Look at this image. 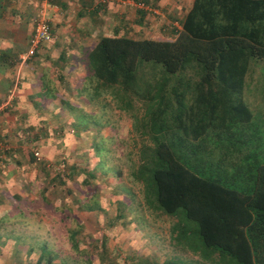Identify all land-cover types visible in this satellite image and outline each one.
Returning a JSON list of instances; mask_svg holds the SVG:
<instances>
[{"label":"trees","instance_id":"trees-1","mask_svg":"<svg viewBox=\"0 0 264 264\" xmlns=\"http://www.w3.org/2000/svg\"><path fill=\"white\" fill-rule=\"evenodd\" d=\"M261 6L264 0H196L180 28L143 37L102 33L84 60L93 95L114 92L119 109L134 98L152 101L138 102L141 142L130 170L141 203L170 219L176 246L223 264H264V161L245 145L253 135L251 112L240 97L248 59L264 55V43L245 35L264 31ZM138 62L159 71L154 82L144 79L143 91ZM192 64L202 71L195 89L172 103L165 94L175 89L160 90L165 74ZM190 236L201 244L190 245ZM175 258L161 264H192Z\"/></svg>","mask_w":264,"mask_h":264},{"label":"rangeland","instance_id":"rangeland-1","mask_svg":"<svg viewBox=\"0 0 264 264\" xmlns=\"http://www.w3.org/2000/svg\"><path fill=\"white\" fill-rule=\"evenodd\" d=\"M158 1L160 0H144L141 4L150 7L148 15L155 20L159 14L151 10H165V7L163 9L157 4ZM172 1L182 5V10L187 8V3L182 4L181 0ZM261 8L264 7L261 6L257 11H262ZM182 16L183 14L177 13L171 17V21L179 22ZM105 20L103 24H106L104 22L107 19ZM114 20L110 17V21ZM116 22L128 25L126 21ZM131 23L142 25L143 28L136 31L126 27L125 33H128V29L132 32L130 35L135 37L151 35L146 23ZM167 24L169 23H162L163 28H159V33L171 31ZM112 31L109 28L102 33ZM245 35L264 43L263 30ZM139 62L138 91H143L144 79L154 82L159 71L141 69ZM200 73L202 71L195 64L167 73L160 90L173 87V94L165 95H169L170 101L175 103L176 94L189 93L195 88ZM91 91L88 88L80 93L84 98H79L82 102L73 111L63 106L59 109L38 110L41 121L46 124L36 125L35 128H39L41 132L43 128L46 129L43 136L53 138L46 142L43 152H32L38 168L35 177H32L33 173H29L30 178L28 177V164L20 158L19 162L26 170L22 169L18 173L23 178L20 182L24 185L20 189L19 200L11 199L7 192L0 189V264H48L47 258L49 264H156L165 256L192 264H223L213 259L215 255H208L210 257L207 258L213 261L210 262L206 257L188 250L185 245L184 248L181 245L173 246L174 240L166 236L167 216L160 215V222L154 214L142 208L140 186L132 179L130 170L136 164L134 160L141 142L138 135L142 126L138 119L141 112L138 102L152 103L151 99L134 98L131 107L119 109L116 105L122 102L114 96V92L107 91L95 96ZM241 92L244 103L251 112L250 127L253 134L250 143L245 142V145H251L259 159L264 161V55L248 59ZM43 95L45 97V93ZM68 96L73 97L69 93ZM167 105L172 107V104ZM10 109H13L11 105L5 111L11 114ZM67 119H71L70 123ZM19 129L26 131L25 127ZM101 136L108 137V141L104 143ZM49 145L51 146L48 147ZM95 145L97 152L82 151L83 147ZM52 148L53 152L56 148L60 150L54 153L57 154L56 157L48 156L52 154L48 152ZM107 152L110 153V158ZM78 155L81 157L77 158ZM3 160L4 166L8 164V159ZM114 168H118L116 173ZM85 170H90L92 176ZM56 173L63 178V184L58 183ZM3 177V173H0V180ZM16 181L15 179V183H19ZM28 183L32 190L27 192ZM117 207L122 214L119 211V216L114 217ZM153 230H160L163 237L150 235L149 241L147 235ZM71 232L74 233L72 237ZM192 242L195 245L201 244L199 239L190 236L189 244ZM151 245L155 251L152 248L148 249V253L144 251Z\"/></svg>","mask_w":264,"mask_h":264},{"label":"crops","instance_id":"crops-1","mask_svg":"<svg viewBox=\"0 0 264 264\" xmlns=\"http://www.w3.org/2000/svg\"><path fill=\"white\" fill-rule=\"evenodd\" d=\"M128 1L131 3L122 4L116 0H107L103 3L99 0H48L46 15L53 37L50 41L37 45L32 54L22 59L21 55L25 53L30 42L31 16L37 8L38 0H3L0 14V95H3L2 98H4L8 89L12 87L14 89L11 114H8L9 111H5L6 108L0 111V173L4 175L0 180V189L7 192L8 195L11 193L20 195V189L24 186L22 185L23 178L18 176V173L24 169V165L19 162L20 158L25 164H28L26 166V169L29 168L28 177L30 178L29 173H33L32 177H35L38 168L37 160L32 152L37 150L43 152L42 148L46 142L53 138L43 136L46 134V129L41 128V132L39 128H37L38 131L35 128L36 125L46 124V122L41 121L42 118L37 113L38 110L59 109L63 106L73 111L78 108L79 102H82L79 101V98H84L80 93L91 88L84 63L85 54L102 32L111 28L114 32L125 33L126 27L134 28L136 31L141 30L143 26L132 24L131 22L134 21L147 24V31L151 32V35L144 36L159 34V28H163V22H168L167 25H170L172 31L180 28V23L175 20L171 21V17L179 13L180 15L183 14L182 19L188 10L191 11L190 9L196 0H181L182 4L187 3L185 10H182V5L176 1H158L157 4L163 9L165 7V10L163 12H159L155 8L151 10L159 14L158 17L156 16L157 20L148 15L150 13L148 5L141 6L135 1ZM110 17L115 20L110 21ZM161 17L164 19H160ZM105 19L107 22L103 24ZM117 20L126 21L128 25L117 23ZM127 32L128 35L132 33L128 29ZM242 90L243 84L240 89V97L243 100ZM68 93L73 97L68 96ZM20 109L22 110L20 111ZM22 111H24L23 114ZM19 119L21 120L19 121ZM67 121L70 123L71 119H67ZM23 127L26 128V131L19 129ZM101 139L104 143L108 141V137L105 136H101ZM107 149L109 150V148ZM89 150L93 151V147H83L82 149L83 152ZM59 151L56 148V151L53 152L52 148L51 151H48L52 154H48V156L56 157L57 154L54 153ZM82 151L80 152L82 153ZM107 153L110 158V153ZM3 159L9 160L5 166ZM6 174L9 175L6 176ZM15 179L19 183H15ZM20 180L22 181L20 182ZM30 190H32V186L28 183L27 192ZM10 198L19 200V197L17 199L13 195ZM141 205L144 211L154 214L155 218L162 222V219L159 218L161 214L158 211L153 212L144 204L141 203ZM165 221L167 225L166 236L169 238L170 221L168 217ZM150 235L156 238L163 237L160 230L150 232L147 235L149 241L151 240ZM150 248L155 251L152 245L144 251L148 253ZM164 259L166 256L156 264H161Z\"/></svg>","mask_w":264,"mask_h":264},{"label":"built area","instance_id":"built-area-1","mask_svg":"<svg viewBox=\"0 0 264 264\" xmlns=\"http://www.w3.org/2000/svg\"><path fill=\"white\" fill-rule=\"evenodd\" d=\"M99 1L103 3L106 2L107 0H99ZM116 1H119L122 4L131 3L128 0H116ZM47 6H48V0H38L37 8L35 9L32 16V32H31L30 42L25 53L21 55L22 59H25L27 56L32 54L37 45H39L42 42H48L53 37V34L50 30L49 19L46 15ZM13 95H14V89L12 87L8 89L4 98L0 100V111L11 105Z\"/></svg>","mask_w":264,"mask_h":264}]
</instances>
